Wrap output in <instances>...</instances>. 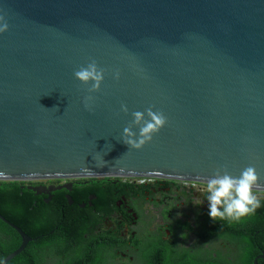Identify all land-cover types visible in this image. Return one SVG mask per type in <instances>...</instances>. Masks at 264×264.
I'll return each instance as SVG.
<instances>
[{
  "label": "water",
  "instance_id": "1",
  "mask_svg": "<svg viewBox=\"0 0 264 264\" xmlns=\"http://www.w3.org/2000/svg\"><path fill=\"white\" fill-rule=\"evenodd\" d=\"M0 15V182L205 184L251 166L264 192V0H0ZM92 60L105 77L86 109L74 72ZM148 108L166 123L128 148ZM0 220L22 240L6 264L33 239Z\"/></svg>",
  "mask_w": 264,
  "mask_h": 264
},
{
  "label": "flooded vegetation",
  "instance_id": "2",
  "mask_svg": "<svg viewBox=\"0 0 264 264\" xmlns=\"http://www.w3.org/2000/svg\"><path fill=\"white\" fill-rule=\"evenodd\" d=\"M166 181L171 184H166ZM21 183L26 195L34 197L31 210L38 208L40 199L46 204H57V195L53 194L57 191H62L72 208H98L100 223L92 236L83 234V239H76L70 245L77 249L78 243L82 242L81 246L88 244L87 253L90 247L100 248L105 253V264H141V252L149 246L156 264H163L164 260L158 258L172 249L175 253L185 250L192 254L201 245L199 233L206 220L204 216L209 217L208 202L203 198L205 184L195 181L75 177ZM58 187L61 188L50 189ZM33 189H41L42 192ZM256 193L258 197H264V192ZM186 223L190 229L182 228V224ZM247 224L244 222L239 228L245 235ZM214 225L213 228L218 227L219 222L215 221ZM215 232L212 244L216 255L228 253L231 256L236 249L235 243L226 237L220 238L219 230ZM263 247V241H256L257 253L252 258V264L255 259L257 264L264 260Z\"/></svg>",
  "mask_w": 264,
  "mask_h": 264
},
{
  "label": "trees",
  "instance_id": "3",
  "mask_svg": "<svg viewBox=\"0 0 264 264\" xmlns=\"http://www.w3.org/2000/svg\"><path fill=\"white\" fill-rule=\"evenodd\" d=\"M166 184L171 182L166 181ZM21 186L22 183L16 181L0 182V215L33 240L23 252L6 264H105V253L100 248L90 247L87 253L88 244L81 246L82 242L78 243V250L70 245L76 239H83V234L92 236L100 223L98 208H72L62 191H57L53 193L57 195V204H46L40 199L38 208L31 210L34 197L26 195V189ZM259 198L262 206L254 214L239 221L217 219L219 226L213 228L215 221L204 216L206 220L199 233L202 238L201 245L192 254L185 250L175 253L172 249L158 259L164 260L163 264H252V258L257 253L256 241L264 242V197ZM244 222L249 225L247 235L239 230ZM182 228L190 229V226L186 223L182 224ZM215 230H219L220 238L226 237L235 243L234 256L228 253L216 255L212 244ZM21 241L19 234L0 220V262L15 251ZM140 259L141 264H156L153 262L155 256L150 246L141 252ZM258 264H264V260H260Z\"/></svg>",
  "mask_w": 264,
  "mask_h": 264
},
{
  "label": "clouds",
  "instance_id": "4",
  "mask_svg": "<svg viewBox=\"0 0 264 264\" xmlns=\"http://www.w3.org/2000/svg\"><path fill=\"white\" fill-rule=\"evenodd\" d=\"M5 17L0 15V34L8 30ZM113 79H119L120 72L112 73ZM74 77L81 84L89 86L87 95L83 98L86 109H90L94 100L92 93L98 92L105 77V71L98 67L95 60L81 66L74 72ZM121 111L127 114L126 105H121ZM166 123V117L160 112H154L151 108L144 112L132 113L131 123L123 129L122 142L128 148L139 150L149 142L153 135ZM133 127L138 129L134 132ZM102 161L97 166H103ZM259 177L254 167H247L241 171L239 176L230 175L226 169H218L214 176L207 179L205 183L204 200L208 202V215L213 220L239 221L241 218L252 215L262 206L255 189L258 188Z\"/></svg>",
  "mask_w": 264,
  "mask_h": 264
},
{
  "label": "bare ground",
  "instance_id": "5",
  "mask_svg": "<svg viewBox=\"0 0 264 264\" xmlns=\"http://www.w3.org/2000/svg\"><path fill=\"white\" fill-rule=\"evenodd\" d=\"M167 251V250H166Z\"/></svg>",
  "mask_w": 264,
  "mask_h": 264
}]
</instances>
